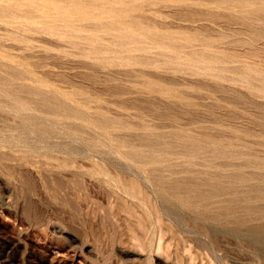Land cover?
Returning a JSON list of instances; mask_svg holds the SVG:
<instances>
[{
    "label": "rangeland",
    "instance_id": "1",
    "mask_svg": "<svg viewBox=\"0 0 264 264\" xmlns=\"http://www.w3.org/2000/svg\"><path fill=\"white\" fill-rule=\"evenodd\" d=\"M263 181L264 0H0V264H264Z\"/></svg>",
    "mask_w": 264,
    "mask_h": 264
},
{
    "label": "bare ground",
    "instance_id": "2",
    "mask_svg": "<svg viewBox=\"0 0 264 264\" xmlns=\"http://www.w3.org/2000/svg\"><path fill=\"white\" fill-rule=\"evenodd\" d=\"M249 1V0H248ZM225 2V1H224ZM217 5V4H216ZM227 6V5H226ZM24 108H26V107H24ZM236 178V177H235ZM238 180V179H237ZM264 182V181H263ZM218 183V182H217ZM252 183V182H251ZM261 183V182H260ZM256 185H258V184H256ZM261 185V184H260ZM259 186V185H258ZM263 186H264V184H263ZM248 187H250L249 185H248ZM252 187H253V184H252ZM255 187V186H254ZM216 188V187H215ZM256 188V187H255ZM218 189V188H217ZM259 189V190H258ZM249 190H251V188L249 189ZM248 190V192H250ZM257 190H258V193H261L262 192V190H261V188H259V187H257ZM213 191V190H212ZM252 191V190H251ZM210 192V191H209ZM254 192V191H253ZM211 193V192H210ZM212 194V193H211ZM219 194V193H218Z\"/></svg>",
    "mask_w": 264,
    "mask_h": 264
}]
</instances>
